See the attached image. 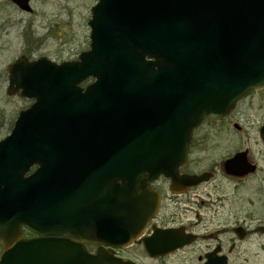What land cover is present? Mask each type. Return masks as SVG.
<instances>
[{
    "label": "water",
    "instance_id": "obj_1",
    "mask_svg": "<svg viewBox=\"0 0 264 264\" xmlns=\"http://www.w3.org/2000/svg\"><path fill=\"white\" fill-rule=\"evenodd\" d=\"M90 10L89 49L76 60L8 66L7 96L34 102L0 141V264H134L86 244L133 243L159 210V177L172 188L206 182L178 176L193 131L264 89V0H98ZM24 227L42 237L24 240ZM143 242L156 257L190 239L155 229Z\"/></svg>",
    "mask_w": 264,
    "mask_h": 264
},
{
    "label": "flooded vegetation",
    "instance_id": "obj_2",
    "mask_svg": "<svg viewBox=\"0 0 264 264\" xmlns=\"http://www.w3.org/2000/svg\"><path fill=\"white\" fill-rule=\"evenodd\" d=\"M91 83L92 81L88 80L81 87L84 89ZM255 94L264 95V89L255 90L245 98L252 99ZM26 100L30 101L31 105L34 102L33 99ZM241 101L236 104L228 116L219 121L205 119L200 127L193 131L192 142L187 153L186 166L179 169L178 176H200L206 173L210 175L206 182L199 183L195 187L183 188L175 186L172 188L170 179L159 177L151 185L152 190L160 198L159 210L154 218L150 219L142 234L134 239L133 243L124 246V248H110L105 245L92 243L86 244L87 251L92 254L96 250L104 248L123 262L130 261L134 264H251L253 257L259 254V252L251 250V245L260 251L264 250V220H262L263 215L259 213L253 215L252 212L248 211L250 206H254V201L252 202L250 199L246 201L241 196L237 197V193L251 177L261 175V178L257 180L259 183L258 194L260 195L257 196V202L264 207V197L261 196L264 190V140L261 137L264 119H262V115L256 114L252 116L251 127L253 132L248 135V140L254 142L252 144L256 152L251 147L243 150L229 148L226 150L227 154L223 155L219 161H214L208 154L205 155L204 160L200 159L199 155L195 157L194 154L203 150L207 153L208 147L199 149L198 146L201 145L199 142L203 141L202 143H204L208 138L210 128L214 126L223 128L225 125L226 129L229 127L234 129L237 133H233L230 139L233 143L235 140L240 141L241 128L239 122L236 121L229 124V120ZM30 106L22 110H27ZM15 119L10 131L14 126ZM225 128L223 129L225 130ZM196 148L197 151L195 150ZM239 153H244V156L236 164L231 165L230 162ZM244 162L246 168H250V170L244 169ZM203 164L204 169L199 168ZM36 168V166L31 168L26 175L33 174ZM221 176L225 179L226 185L232 184L233 191H235L233 198L224 195V190L219 185H209V182ZM207 185L209 186L207 187ZM217 192L223 198L216 201L212 198ZM205 198L211 201L202 200ZM218 211L223 213H218ZM155 229L161 231H166V229L180 230L184 236L190 239V242L173 252L167 253V255L151 257L146 252L143 241L152 237ZM21 237L24 240H33L42 236L24 227ZM65 237L67 238L68 236ZM2 251L0 247V254Z\"/></svg>",
    "mask_w": 264,
    "mask_h": 264
},
{
    "label": "rangeland",
    "instance_id": "obj_3",
    "mask_svg": "<svg viewBox=\"0 0 264 264\" xmlns=\"http://www.w3.org/2000/svg\"><path fill=\"white\" fill-rule=\"evenodd\" d=\"M97 1L29 0L31 11L25 13L10 0H0V140L10 134L13 121L19 111L31 105L30 101L20 98L18 95L7 96L9 64L20 56H25L29 61L45 57L58 64L77 59L82 51L89 49L88 20L91 14L90 9ZM256 114L262 115V119H264V95L262 94H255L252 99L244 98L237 105L229 120V124L239 122L240 141L235 140L233 143L230 139L233 133H237L234 129L230 127L226 129L225 125L223 127L225 130L217 126H210L208 138L204 143L200 141L201 145L198 146L199 149L208 147V151L207 153L204 150L194 153L195 157L199 155V158L204 160L205 155L208 154L214 161H219L223 155L227 154L226 150L229 148L243 150L251 147L254 151V142L248 140V135L253 132L251 118ZM195 150L197 151V148ZM199 168L204 169V164ZM259 178L261 175L251 177L245 182L244 187L238 191L237 197L241 196L246 201L249 199L254 201V206L247 207L248 211L253 215L256 213L263 215L262 220H264V207L257 202L259 195L257 180ZM226 184L222 176L209 182V185H219L223 188L224 195L233 198V193H235L233 186L231 183H229L230 185ZM262 193L261 196L264 197V190ZM213 196L212 199L216 201L223 198L219 192ZM218 213L223 212L218 211ZM251 250L259 252L257 256L253 257L251 264H264V250L260 251L253 245H251Z\"/></svg>",
    "mask_w": 264,
    "mask_h": 264
}]
</instances>
